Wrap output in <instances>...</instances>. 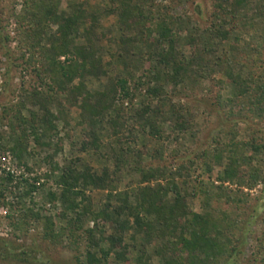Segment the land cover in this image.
<instances>
[{
	"label": "rangeland",
	"instance_id": "374dc122",
	"mask_svg": "<svg viewBox=\"0 0 264 264\" xmlns=\"http://www.w3.org/2000/svg\"><path fill=\"white\" fill-rule=\"evenodd\" d=\"M134 1L143 6L153 24L168 17L176 19L179 36L176 50L186 58L194 57V62L203 60L212 66L219 56L231 57L240 62V65L234 64L236 73H251L256 81L264 82V0H242L240 5L234 0ZM58 2L60 11L70 12L73 4L84 3L89 13L98 16L91 39L97 45L101 66L95 75L85 79L89 91L113 88L120 79L133 84L130 80L133 76L137 78L144 74L150 66L151 47L147 41L142 42V36H136L137 33L120 30L118 17L107 13L117 5L113 6L109 0ZM24 4L25 0H0V188L3 185L8 187L5 197L0 199V264H78L77 259L86 263V237L65 234L58 241H49L44 236L42 222H22L23 225L21 217L29 207L38 210L44 205L55 217L57 231L65 225L56 216L61 211L60 205L52 208L47 199L49 191H58V174L51 173V164L63 167L76 157L99 172L104 167L109 168L116 181L113 183V195L135 190L141 179L133 170L134 153L139 151L146 154L142 167H164L172 171L182 168V178L178 183L188 194V204L193 211L203 213L207 209L215 217L225 218L224 228L230 223L224 232L232 239L236 251L222 258L220 264H264V148L254 153L247 146L248 143L264 145V119H257L249 107L242 104V98H233L234 86L220 71L201 74L190 66L184 82L177 86L170 83L165 87L164 101L142 97L140 93H145L144 88L133 99L123 96L116 99L115 107L121 112L126 126L122 131L125 139L121 141L113 135L114 130L107 123L91 124L89 115L80 109V98L70 92L61 93L51 109L60 118L58 127L59 138L63 140L62 150L54 145L58 139L51 141L52 147L41 148L30 137L27 142L30 154L26 155L25 162L31 171L19 166L8 150H2L1 147L12 146L20 135L18 122L12 114L19 111L30 119V111H38L30 102H26L24 107L20 102L26 98L27 92L43 90L38 70L43 69L44 49L50 47L49 36L44 37L42 46L34 50L33 56L25 47L27 41L24 42L22 28L15 18ZM218 5L228 13L235 9L233 12L236 14L235 18L229 15L225 18L230 35L222 45L220 41L214 45L206 37L213 23L217 22L216 15L223 13ZM56 30L57 26L48 27L47 33L51 35ZM128 36L139 37V42L124 47L121 38ZM153 38L157 39L156 35ZM85 43L77 41V44ZM64 59L61 58L62 61ZM124 61L128 64L125 65ZM148 104L151 110L141 119L138 113ZM117 109L111 110L107 119L115 115ZM157 111H160L159 115L155 114ZM103 125L105 131L101 130ZM151 125L158 127L159 134H151ZM92 132L101 138L102 155L94 154L93 150L87 154L81 152L82 143L91 140L89 135ZM234 145L250 157V164L240 168L242 177L222 180L228 159L233 156L231 150H234ZM116 152L123 154L128 161L120 171L116 170L112 159ZM216 153L223 154L220 164L213 158ZM252 170L260 172L256 181L249 176L248 171ZM7 173L15 177L13 185L7 184ZM46 174L50 175L49 179H46ZM22 175L29 183L40 187L32 200L30 197L20 198L27 185L21 184L17 188L16 183L22 181ZM35 178H40L39 182ZM87 194L94 211L101 210L109 201L112 204L115 201L112 198L115 196H110L108 190H89ZM208 200L209 206L206 205ZM88 225L93 227V223ZM111 233L112 226L107 225L106 234ZM136 239L128 236L126 239L131 247L133 264L141 245L146 244L141 238ZM142 247L149 256V264H163L155 254L158 242Z\"/></svg>",
	"mask_w": 264,
	"mask_h": 264
},
{
	"label": "trees",
	"instance_id": "16d2710c",
	"mask_svg": "<svg viewBox=\"0 0 264 264\" xmlns=\"http://www.w3.org/2000/svg\"><path fill=\"white\" fill-rule=\"evenodd\" d=\"M109 1L113 6H117L107 10V13L118 17L120 30L142 36V42L147 41L151 50L148 57L150 66L145 69L142 76L137 78L133 76L130 79L133 80V84L127 79H120L113 88L104 91L91 92L85 83L86 77L95 75L101 64L97 45L91 39L98 16L89 13L84 3L73 4L69 12L60 11L58 0H25L23 10L15 16L25 36L24 42L27 41L25 47L31 56L37 47L42 46L44 37L49 36L50 42V47L44 49L43 69L38 70L43 90L27 92L26 98L20 102L23 107L26 102H30L38 111H30V119L15 111L12 115L18 122L20 135L12 146L1 147L3 151H9L19 166L31 171L25 162L26 155L30 154L27 147L30 137L33 143L41 148L52 147L51 141L58 139L54 145L62 150L63 140L59 138L58 127L60 118L51 109L59 94L70 92L80 98V109L89 115L91 124L107 123L114 130L113 135L121 141L125 139L122 131L126 126L121 112L115 107V100L121 96L133 99L134 96H139L138 92L144 88L145 93H140L142 97L164 101L162 96L167 93L165 87L170 83L177 86L184 82L190 66L201 74L222 72L234 86L233 98H242V104H246L257 119H264V82L256 81L251 73L246 75L242 74L243 72L236 73L234 64L237 62L240 65L239 61L219 56L212 66L203 60L194 62V57L188 59L176 50V42L179 39L176 19L168 17L153 24L143 11V6L134 0ZM234 3L240 5L243 2L234 0ZM218 7L223 13L216 15L217 22L213 23L206 35L214 45H217L218 41L222 45L228 40L230 31L226 29L228 22L225 18L228 15L235 18L236 15L233 12L235 9L228 13L222 5ZM52 26H57V30L49 35L48 27ZM81 27H84L83 31ZM154 35L157 39L153 38ZM136 36L122 37L124 47L128 48L129 45L139 42V37ZM79 40L86 41L85 45L77 44ZM193 54L195 56V51ZM62 57L65 58L63 61ZM124 64L127 65L128 62L124 61ZM114 109H117L116 114L107 119V114ZM143 109L138 113L141 119L145 118L151 106L148 104ZM159 112L155 114L159 115ZM149 127L151 134H159L157 126ZM101 130H106L104 125ZM89 138L90 141L82 143L81 152L87 154L93 150L94 154L102 155L103 145L100 136L92 132ZM247 146L254 153H259L264 148L263 144L256 143H248ZM237 147L234 145V150L233 148L231 150L233 156L228 159L229 163L222 180L242 177L240 168L250 164V157L238 151ZM122 155L116 152L112 157L117 171L128 163ZM134 155L136 158L133 170L141 177L139 184L135 190L117 196L112 193L113 183L116 181L108 167L99 172L92 166L84 164L79 157L70 159L63 167L58 164L53 166L52 163L51 173L58 174V191H49L47 199L52 208L60 205L61 211L56 216L65 225L57 231L55 217L44 205L38 210L29 207L22 215L21 223L42 222L45 238L53 242L60 240L65 234L79 238L83 235L88 241L84 264H133L131 247L126 241L127 236L132 240L139 237L146 244L158 242L155 254L161 258L163 264H220L222 258L236 251L232 239L225 236L224 230L230 225L229 223L223 227L227 222L225 218L215 217L207 209L199 213L190 208L188 194L178 183V179L182 178V168L172 171L164 167H142L140 165L146 154L139 151ZM222 155V153L213 155L218 164L222 162ZM50 160L53 162L52 156ZM248 172L254 181L260 174L256 170ZM45 176L46 179L50 177L48 174ZM5 180L7 184L15 183V177L11 173H7ZM21 180L17 181V188L21 184L27 185L20 198L31 199L40 187L29 183L23 175ZM34 180L39 182L40 178ZM7 189L8 187L1 186L0 199L5 197ZM89 190H108L110 196H115L112 197L115 201L113 204L109 201L104 208L94 211L87 194ZM206 205H210L209 200ZM90 223H93L91 228L88 225ZM107 225L113 229L110 235L106 234ZM105 244H108V247H105ZM145 245L142 244L138 250L135 264H149V256L142 247ZM77 260L78 264H83V261Z\"/></svg>",
	"mask_w": 264,
	"mask_h": 264
}]
</instances>
